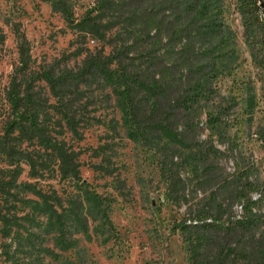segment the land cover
<instances>
[{
  "label": "rangeland",
  "instance_id": "1",
  "mask_svg": "<svg viewBox=\"0 0 264 264\" xmlns=\"http://www.w3.org/2000/svg\"><path fill=\"white\" fill-rule=\"evenodd\" d=\"M99 1L65 0L72 14L68 20L57 1L0 0V135L12 118L9 91L18 66L16 27L29 41L34 72L77 73L86 58L116 54L127 36L122 26L107 31L91 27L111 17ZM207 3L220 31L211 43L197 47L209 52L203 62L216 67L212 82L226 109L220 121L211 123L205 107L202 138L226 154L219 164L228 175L241 182H264V110L240 20L233 0ZM37 89L47 113L43 125L77 153L79 180L61 178L48 153L23 143L19 149L37 154L36 163L47 166L34 177L36 169L24 158L9 156L0 145V214L8 210L6 216L16 223L15 233L5 237L0 219V264H185L178 235H170L169 228L187 205L166 193L159 176L164 141L145 142L132 135L116 81L92 72L60 95L43 80ZM63 110L73 126L66 123ZM15 170L20 176L10 196L2 180ZM181 176L187 199L208 197L212 184L196 182L186 162ZM27 184L32 185L30 191ZM37 192L49 205L55 203V213L45 211Z\"/></svg>",
  "mask_w": 264,
  "mask_h": 264
},
{
  "label": "trees",
  "instance_id": "2",
  "mask_svg": "<svg viewBox=\"0 0 264 264\" xmlns=\"http://www.w3.org/2000/svg\"><path fill=\"white\" fill-rule=\"evenodd\" d=\"M53 1L71 20L65 0ZM207 1L100 0V9L110 12L111 17L104 24L92 22L91 27L106 31L125 27L124 44L116 54L86 58L77 73L65 70L58 76L51 71L42 74L32 70L29 41L16 27L18 66L9 91L12 118L3 127L0 145L6 154L24 158L31 170L36 169L34 177L47 166L36 163L37 154L19 149L23 143L48 153L57 163L61 178L79 180L77 153L51 136L43 125L47 113L37 85L43 80L60 95L86 74L112 77L132 135L145 142L164 141L159 176L166 193L175 202L187 205L185 213L173 220L169 228L170 235H178L184 263L264 264V182H241L240 177L228 175L219 164L226 154L202 138L205 107L210 109L206 117L211 123L220 121L226 109L212 82L216 67L203 62L209 52H200L197 47L198 43H211L220 31ZM233 4L255 68L264 110V0H233ZM63 112L68 126H73L72 117ZM184 162L196 182L212 184L207 198L195 202L187 199L185 179L181 176ZM19 176L20 171L15 170L2 180L8 194L17 187ZM24 187L30 191L32 185ZM36 196L42 199L46 212H56L55 203L49 205L39 192ZM98 205L109 220L103 204ZM234 205L238 206L237 211L233 210ZM7 211L0 214L5 237L15 233L16 225L6 216Z\"/></svg>",
  "mask_w": 264,
  "mask_h": 264
}]
</instances>
